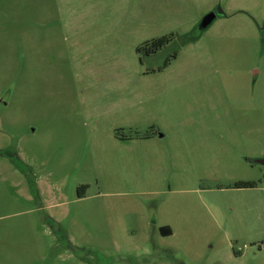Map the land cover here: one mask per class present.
I'll use <instances>...</instances> for the list:
<instances>
[{
	"label": "rangeland",
	"instance_id": "374dc122",
	"mask_svg": "<svg viewBox=\"0 0 264 264\" xmlns=\"http://www.w3.org/2000/svg\"><path fill=\"white\" fill-rule=\"evenodd\" d=\"M0 264H264V0H0Z\"/></svg>",
	"mask_w": 264,
	"mask_h": 264
},
{
	"label": "trees",
	"instance_id": "16d2710c",
	"mask_svg": "<svg viewBox=\"0 0 264 264\" xmlns=\"http://www.w3.org/2000/svg\"><path fill=\"white\" fill-rule=\"evenodd\" d=\"M173 39V35H164L162 37L156 38V39H152V40H146L142 45H140L138 47V52L139 53H155L157 52L159 49H161L167 42L172 41ZM241 187L243 186H255L254 183H252L251 181L248 182H241L239 184ZM83 196V194L80 195V197ZM161 233L163 234V236H167L170 235L172 232V229L170 226H161Z\"/></svg>",
	"mask_w": 264,
	"mask_h": 264
},
{
	"label": "water",
	"instance_id": "95a60500",
	"mask_svg": "<svg viewBox=\"0 0 264 264\" xmlns=\"http://www.w3.org/2000/svg\"><path fill=\"white\" fill-rule=\"evenodd\" d=\"M216 18L215 12H209L204 18L202 19L201 23L199 24V28L201 30H205L210 24L213 23L214 19Z\"/></svg>",
	"mask_w": 264,
	"mask_h": 264
},
{
	"label": "flooded vegetation",
	"instance_id": "af4514ba",
	"mask_svg": "<svg viewBox=\"0 0 264 264\" xmlns=\"http://www.w3.org/2000/svg\"><path fill=\"white\" fill-rule=\"evenodd\" d=\"M167 43H169V42H167ZM167 43H166V44H167ZM159 50H160V49H159ZM157 52H158V51H157ZM155 53H156V52H155ZM142 54H145V53H142ZM153 54H154V53H150V52H149V53H146L145 55H150V56H151V55H153ZM118 129H119V130L116 131V134H118L122 128H118ZM121 139L124 140L125 142H128V141L131 142V141H133V139H130V138H121ZM160 231H161V227H160ZM161 232H162V231H161ZM171 233H172V232H171Z\"/></svg>",
	"mask_w": 264,
	"mask_h": 264
}]
</instances>
